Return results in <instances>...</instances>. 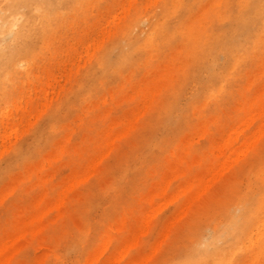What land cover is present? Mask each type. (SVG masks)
Wrapping results in <instances>:
<instances>
[{
    "label": "rangeland",
    "instance_id": "obj_1",
    "mask_svg": "<svg viewBox=\"0 0 264 264\" xmlns=\"http://www.w3.org/2000/svg\"><path fill=\"white\" fill-rule=\"evenodd\" d=\"M0 11V264H264V0Z\"/></svg>",
    "mask_w": 264,
    "mask_h": 264
},
{
    "label": "bare ground",
    "instance_id": "obj_2",
    "mask_svg": "<svg viewBox=\"0 0 264 264\" xmlns=\"http://www.w3.org/2000/svg\"><path fill=\"white\" fill-rule=\"evenodd\" d=\"M155 1H156V0H155ZM123 5H124V4H123ZM129 5H130V2H129ZM123 10H124V8H123ZM0 12H1V11H0ZM123 14H124V11H123ZM123 14H122V16H123ZM1 17H2V16H1ZM116 17H117V16H116ZM117 18H118V20H119V17H117ZM117 18H116V19H117ZM112 19H113V17H112ZM112 19H111V20H112ZM107 21H108V20H107ZM109 21H110V20H109ZM1 22H2V21H1ZM106 24H107V22H106ZM104 28H105V27H104ZM105 30H107V29H105ZM105 30H104V31H105ZM100 32H101L102 35L104 34V33H102V30H100ZM7 33H8V32H7ZM5 34H6V33H5ZM5 34H4V35H5ZM101 34H100V35H101ZM108 35H109V33H108ZM102 37H103V36H102ZM102 40H103V38H102ZM97 42H98V41H97ZM89 43H90V42H89ZM91 44H95V43L93 42V43H91ZM96 44H97V43H96ZM93 46H94V45H93ZM93 46H91V48H93ZM83 47H84V46H83ZM95 47H96V46H95ZM89 48H90V47H88V44H87V47H86L85 49H89ZM80 49L83 50V48H80ZM85 49H84V51H85ZM93 49H94V48H93ZM86 51H88V50H86ZM91 51H92V50H91ZM78 52H79V50H78ZM91 54H92V53H90V55H91ZM78 55H80V54L78 53ZM87 56H88V55H87ZM79 57H80V56H79ZM80 58H81V57H80ZM71 60H72V59H71ZM79 60H80V59H79ZM239 61H240V60H239ZM77 62H78V60H77ZM83 62H84V61H83ZM11 63H12V62H11ZM11 63H10V64H11ZM70 63H71V62H70ZM10 64H9V66H10ZM73 64H74V63H73ZM76 65H77V63H76ZM82 65H84V64H82ZM256 73H257V71H256ZM257 74H258V73H257ZM68 76H69V74H68ZM54 78H55V77H54ZM54 78H53V79H54ZM69 78H70V77H69ZM252 79H253V78H252ZM252 79H251V80H252ZM64 80H65V79H64ZM47 83H48V82H47ZM46 85H47V84H46ZM33 87H34V86H33ZM32 89H33V88H32ZM59 89H60V88H59ZM261 89H262V88H261ZM261 89H260L259 92H258V91H256V92L260 93V92H261ZM34 90H35V89H34ZM19 91H20V90H19ZM49 91H50V92H53V91H51V90H49ZM29 92H30V91H29ZM217 92H218V91H217ZM23 93H24V92H23ZM45 93H46V91H45ZM45 93H44V97H46ZM58 93H59V92H58ZM58 93H56V94H58ZM148 93H149V92H148ZM34 94H35V93H34ZM47 94H48V93H47ZM50 94H51V96H52V93H50ZM61 94H62V93H61ZM30 95H31V94H30ZM256 95H257V94H256ZM4 96H5V95H4ZM257 96H258V95H257ZM61 97H62V96H61ZM7 98H8V97H7ZM11 99H12V98H11ZM49 99H50V97H49ZM49 99H48V100H49ZM144 100H145V99H144ZM147 100H148V99H147ZM147 100H145L144 103H146ZM49 101H50V100H49ZM44 103H45V101H44ZM148 103H149V102H148ZM42 104H43V102H42ZM238 104H239V103H238ZM39 105H40V102H39ZM45 105H46V103H45ZM142 105H143V104H142ZM26 106H27V105H26ZM40 106H41V105H40ZM136 106H137V105H136ZM138 106H140V105H138ZM144 106H146V105L144 104ZM41 107H42V106H41ZM146 107H147V106H146ZM138 108L140 109V107H138ZM144 108H145V107H144ZM144 108H143V109H144ZM9 109H11V108H9ZM24 109H25V108H24ZM44 109H45V108H44ZM133 109H134V108H133ZM141 109H142V108H141ZM141 109H140V111H141ZM143 109H142V110H143ZM13 110H14V109H13ZM15 110H16V109H15ZM136 110L138 111V109H136ZM144 110H145V109H144ZM40 111H41V110H40ZM4 112H6V111H4ZM4 112H3V113H4ZM135 112H136V111H135ZM138 112H139V111H138ZM21 113H22V111H21ZM140 113H141V112H140ZM142 113H143V111H142ZM142 113H141V114H142ZM255 113H256V112H255ZM255 113H253V114L250 115V116L256 115ZM26 114H27V113H26ZM136 114H138V113L136 112ZM6 115H8V114H6ZM27 115H28V114H27ZM133 115H134V114H133ZM0 116H1V115H0ZM4 116H5V114H4ZM22 116H23V115H22ZM250 116L247 117V121H250V120H249V119H250ZM9 117H10V116H9ZM29 117H30V116H29ZM29 117H28V118H29ZM31 117H32V114H31ZM136 117H138V116H136ZM18 118H19L18 121H20V116H19ZM127 118H128V116H127ZM248 118H249V119H248ZM251 118H252V117H251ZM1 119H2V118H1ZM16 119H17V118H16ZM31 119H32V118H31ZM122 119L124 120V118H122ZM24 120H25V119H24ZM74 120H75V119H74ZM136 120H137V119H136ZM245 120H246V119H244V121L242 120L241 123H243V122L246 123ZM28 121H30V120L28 119ZM127 121H129V120H127ZM262 121H263V120H262ZM20 122H21V121H20ZM23 122H24V121H23ZM133 122H134V121H133ZM0 123H1V122H0ZM9 123H10V122H9ZM26 123H27V121H26ZM245 123H243V124H240V123H239V124H236V125H237V126H236L237 129H238L240 126L243 125V128L241 127L242 130H243V129L245 128V125H246ZM249 123H250V122H249ZM11 124H12V123H11ZM132 124H133V123H132ZM0 125H1V124H0ZM5 125H6V124H5ZM19 125H20V124H19ZM238 125H239V127H238ZM247 125H248V124H247ZM249 125H250V124H249ZM259 125H260V126H261V125L264 126V123L261 122ZM259 125H258V126H259ZM25 126H26V125H25ZM29 126H30V125H29ZM4 127H6V126H4ZM8 127L11 128L10 126H8ZM19 127H20V126H19ZM1 128H2V127H1ZM14 128H16V126H15ZM122 128H123V127H122ZM241 128H240V130H241ZM100 129H101V128H100ZM102 129H103V128H102ZM102 129H101V130H102ZM232 129H233L232 131H234L235 134H237V133L239 134V133L242 132V130H241V132L236 131V132H237V133H236L235 130H234L235 127L232 128ZM262 129H263V128H262ZM11 130H12V128H11ZM11 130H10V132H11ZM13 130H14V129H13ZM16 130H17V129H16ZM122 130H123V129H121V131H122ZM206 130H207V129H206ZM260 130H261V129H260ZM260 130L258 129V132H259ZM230 131H231V130H230ZM232 131H231L230 133H232ZM254 131H255V130H254ZM261 131H262V130H261ZM4 132H5V131H4ZM16 132H17V131H16ZM16 132H15V133H16ZM116 132H118V131L116 130ZM256 132H257V130H256ZM6 133H9V132H6ZM19 133H20V131H19ZM103 133H104V132H103ZM124 133H125V132H124ZM230 133L227 134V135H229V137H228L227 135H226L225 137H227V138H229V139L231 140V136L234 135V134L232 133V134L230 135ZM253 133H254V132L250 133V135L253 134ZM263 133H264V131H263ZM9 134L12 135L11 133H9ZM9 134H8V136H9ZM21 134H22V133H21ZM238 134H237V135H238ZM15 135H16V134H15ZM250 135H249V136H250ZM255 135H256V134H255ZM114 136H115V133H114ZM257 136H259V133H258V135H256V137H257ZM1 137L4 138V135H3V136L1 135ZM13 137H14V136H13ZM15 137H16V136H15ZM15 137H14V138H15ZM99 137H100V136H99ZM112 137H113V136H112ZM245 137H246L245 140L249 138V137H247V136H245ZM251 137H254V134H253V136L251 135L250 138H251ZM3 138H2V139H3ZM5 138H6V137H5ZM8 138H10V136L7 137V139H8ZM113 138H114V137H113ZM113 138H112V139H113ZM236 138H237V136H236ZM250 138H249V140H250ZM258 138H259V137H258ZM112 139H111V142H112ZM191 139H192V138H191ZM229 139H226V138H225V140H229ZM255 139H256V138H255ZM4 140H5V139H4ZM216 140H217V138H216ZM245 140H244V141L242 140L243 143H241L240 146H242V145L245 143L243 146H245L246 144H248L247 147L249 148V143H246ZM249 140H247V142H248ZM253 140H254V139H253ZM257 140H258V139H257ZM0 141H2V140H0ZM182 141H183V140H182ZM3 142H4V141H3ZM8 142H9V141H8ZM183 142H184V141H183ZM224 142H225V141H224ZM249 142H250V141H249ZM226 143H227V141H226ZM252 143H253V142H252ZM255 143H256V142H255ZM1 144H4V143L1 142L0 145H1ZM10 144H11V143H10ZM220 144H221V143H220ZM222 144L225 145V143H222ZM238 144H239V143H238ZM113 145L115 146V144H112V146H113ZM231 145H232V144H231ZM1 146H3V145H1ZM4 146H5V145H4ZM4 146H3V148L1 149V151L4 149ZM110 146H111V145H110ZM227 146H228V145H227ZM236 146H239V145H235L234 148H232L230 151H228V152H231V153H229V155H226V158H227L228 162L231 161V160L229 161V158H228V157H230V155H233V153H236V151H238V153H239V150L236 149ZM240 146H239V147H240ZM5 147H6V146H5ZM247 147H244V148L248 150ZM8 148H9V144H8ZM110 148H111V147H110ZM221 148H223V147H221ZM6 149H7V148H6ZM107 149H109V148H107ZM233 149H234V152H233ZM245 149H244V150H245ZM220 150H221V149H220ZM222 150H223V149H222ZM242 150H243V149H242ZM242 150H240V151H242ZM232 152H233V153H232ZM246 152H247V151H246ZM246 152H245V153H246ZM51 153H52V152H51ZM103 153H104V152H103ZM103 153H102V155H101L102 157L104 156ZM204 153H205V152H204ZM214 153H215V152H214ZM243 153H244V151L241 152V153H239V155H240V154L243 155ZM106 154H108V153L106 152ZM215 154H216V153H215ZM227 154H228V153H227ZM99 155H100V154H98V156H99ZM234 155H235V154H234ZM239 155L236 153V156H235V157L238 158L237 156H239ZM227 156H228V157H227ZM96 157H97V156H96ZM223 157H224V156H223ZM235 157H234V158H235ZM94 158H95V157H94ZM99 158H100V157H99ZM226 158H225L224 160L221 159V160H223V161H222L223 163L220 162V165H221V164H223V166H225L224 164H227V165H228V162L226 161ZM234 158L232 157V159H234ZM236 158H235V160H237ZM100 159H101V158H100ZM100 159H99V161H100ZM93 160H94V159L91 160L92 163H93ZM96 160H98V159L96 158ZM96 160H94V161H96ZM97 162H98V161H97ZM226 162H227V163H226ZM232 162H233V161H232ZM232 162H231V163H232ZM43 164H44V163H43ZM89 164H91V163H89ZM187 164H188V162H187ZM215 164H216V163H215ZM215 164H214V165H215ZM96 165H97V163L94 164V165H91V166L94 167V166H96ZM220 165H219V166H220ZM229 165H231V164H229ZM91 166H90V167H91ZM221 166H222V165H221ZM221 166H220V167H221ZM223 166L221 167V169L224 168ZM220 167H219V168H220ZM228 167H229V166H228ZM219 168H217L216 170L218 171ZM91 169H93V171H95L94 168H91ZM89 170H90V169H89ZM216 170H214L215 175L217 174V171H216ZM226 170H227V167H226ZM221 171H223V169H222V170L219 169L218 172H221ZM256 171H257V170H256ZM222 173H223V172H222ZM198 174H199V173H198ZM211 174H212L211 177H213V174H214L213 171L211 172ZM219 175H220V174H219ZM259 175H260V174H259ZM209 176H210V175H209ZM217 176H218V175H217ZM163 177H164V176H163ZM167 177H168V176H167ZM167 177H166V179H167ZM214 177L216 178V176H214ZM75 178H76V177H75ZM75 178H74V179H75ZM208 178H209V177H208ZM208 178H207V180H206V179H205V180H206L207 182H211V181H209L210 178H209V179H208ZM217 178H218V177H217ZM74 179H73V180H74ZM199 179H200V178H199ZM202 179H203V178H202ZM70 180H72V178H71ZM73 180H72V182H73ZM79 180H80V179H79ZM191 180H192V179H191ZM197 180H198V179H197ZM168 181H169V180H168ZM206 181H205V183L202 184V185H204L203 188H204L205 186H207V185H205V184H206ZM70 182H71V181H70ZM72 182H71V183H72ZM196 182H197V181H196ZM213 182H214V180H213ZM71 183H69L68 185H70ZM188 183H189V182H188ZM168 184H169V183H168ZM191 184H192V182H191ZM65 185H66V184H65ZM68 185H67V186H68ZM184 185L187 186L188 184L185 183ZM167 186H168V185H167ZM167 186H166V187H167ZM181 186H183V185L181 184ZM188 186H189V185H188ZM63 187H65V186H63ZM189 187H190V186H189ZM164 188H165V187H163V189H164ZM178 188H180V187H178ZM178 188H177V189H178ZM182 188H184V186L181 187L180 190L178 189L177 191H178V192H179V191H184V190H181ZM197 188H198V187H197ZM203 188H202V190H203ZM194 189H196V188H194ZM62 191L64 192L63 189H61V193H63ZM197 191H198V190H197ZM59 192H60V191H59ZM59 192H58V193H59ZM164 192H165V190H164ZM203 192H204V191H203ZM58 193H57V195L60 196V195H59L60 193H59V194H58ZM176 193H177V192H176ZM169 194H171V193H169ZM169 194H168L167 196H169V199H170V198L173 197V196L170 197ZM173 194H174V192H173ZM200 194H201V193H200ZM174 195H175V194H174ZM198 195H199V194H198ZM198 195H196V197H197ZM176 196H177V194L175 195V197H176ZM55 197H56V196H55ZM198 197H199V196H198ZM198 197H197V198H198ZM42 198H43V195H42ZM59 198H61V197H59ZM1 199H3V198H1ZM169 199H168V198L166 199V203H167V200H168V202L170 201ZM174 199H175V198H174ZM55 201H57V200H55ZM164 201H165V199H164ZM187 201H190V200L188 199V200H186L185 202H187ZM62 202H63V199H62ZM190 202H191V201H190ZM161 203H164L163 200L161 201ZM57 204H58V203H57ZM164 204H165V203H164ZM158 205L161 207V205H160L159 203H158ZM158 205H157V206H158ZM183 205H184V206L182 207V209L184 210V209H186V208H185V204H183ZM157 206H155V209H154V210H153V208L150 209V210L155 211L156 208L159 207V206H158V207H157ZM188 206H189V204H188ZM182 209H180V210L177 212L176 215H178L179 212H180ZM150 210L147 211L148 213H146V214L149 215V212H151ZM183 210H182L181 212H183ZM186 210H187V209H186ZM41 212H42V211H41ZM59 212H61V210H60ZM185 212H186V211H185ZM185 212H183V213L185 214ZM155 213H156V212H155ZM39 214H40V213H39ZM146 214H145V215H146ZM184 214H182V216H183ZM32 215H33V214H32ZM41 215H42V214H41ZM41 215H40V216H41ZM148 215H147V216H148ZM150 215H151V214H150ZM154 215H155V214H154ZM176 215H174V220H175V221H176V219H175V216H176ZM147 216H146V218H147ZM151 216H152V215H151ZM178 216L181 217V215H178ZM31 217H32V216H31ZM148 217H150V216H148ZM177 218H179V217H177ZM257 218H258V217H257ZM260 218H263V219H264V217H260ZM149 219H151V218H149ZM149 219H147V220L149 221ZM144 220H146V219H144ZM144 220H143V221H144ZM147 220L144 221L145 224H146V229L148 228V225H147L148 221H147ZM256 221H257V220H256ZM261 221H262V220H261ZM144 222H142V223H144ZM150 222H151V221H150ZM171 222H172V221H171ZM40 223H41V220H40ZM169 223H170V222H169ZM172 223H173V222H172ZM263 223H264V221L262 222V224H263ZM41 224H42V223H41ZM258 224H259V222H258ZM260 224H261V223H260ZM17 225H18V224H17ZM255 225H256V224H255ZM19 226H20V225H19ZM261 226H264V224H263V225H260V227H261ZM37 227H38V226H37ZM257 227H258V226H257ZM19 228H20V227H19ZM27 228H28V227H27ZM39 228H40V227H39ZM258 228H259V227H258ZM21 229H22V228H21ZM24 229H26V227H25ZM24 229H22V230H24ZM87 229H88V228H87ZM146 229H145V230H146ZM169 229H170V228H169ZM169 229H168V231H169ZM261 229H264V227H262ZM136 230H137V229H136ZM140 230H141V229H140ZM259 230H260V229H258L257 231H259ZM133 231H134V230H133ZM141 231H143V229H142ZM23 232H25V231H23ZM35 232H36V231H35ZM255 232H256V231H255ZM255 232H254V233H255ZM261 232H262V231H261ZM261 232H260V236L262 235ZM16 233H18V232H16ZM138 233H139V232H138ZM142 233H146V231H144V232H142ZM254 233H253V234H254ZM256 233H258V232H256ZM140 234H141V232H140ZM140 234H137L136 236H138V235H140ZM164 234H165V233H164ZM164 234H163V235H164ZM251 234H252V233H251ZM251 234H250V235H251ZM7 235H8V234H7ZM60 235H61V233H60ZM166 235H167V233H166ZM254 235H255V234H254ZM15 236H16V234H15ZM133 236H134V235H133ZM11 237H14V235L11 236ZM18 237H19V236H18ZM18 237H17V238H18ZM129 237H130V236H129ZM134 237H135V236H134ZM6 238H7V237H6ZM14 238H15V237H14ZM17 238H15V239L18 240ZM138 238H140V237H137V238H136V240H137V241H136V244H137V242H139V241H138ZM254 238H258V236L256 237V235H255ZM0 239H1V238H0ZM3 239H5V237H4ZM11 239H12V240H10V242H11V241H14L13 238H11ZM248 239H249V243H250V236L248 237ZM251 239H252V238H251ZM128 240H129V238H128ZM256 240H257V239H256ZM103 241H104V240H103ZM104 242L106 243V241H104ZM256 242H257V241H256ZM5 243H6V242H5ZM7 243H8V241H7ZM7 243H6V244H7ZM11 243H12V242H11ZM128 243H130V242H126L125 244H128ZM244 243H245V242H244ZM252 243H254V242H252ZM252 243H251V244H252ZM121 244H122V243H121ZM134 244H135V243H134ZM134 244H133V246H134ZM18 245H19V244H18ZM99 246H100V245H99ZM101 246H102V245H101ZM104 246H105V244H104ZM126 246H127V250H128L129 245H126ZM133 246H132V247H133ZM123 247H124V245H122V251H119L121 258H120V256H119L118 253H117L118 251L115 252V251L113 250V252H115L114 254H117V255H118V256H115V257H116V258L119 257V260L122 259V252L126 250V249L124 250V248H126V247H124V248H123ZM6 248H7V246H6ZM102 248H103V246H102ZM104 248H105V247H104ZM120 248H121V247H120ZM250 248H251V247H250ZM236 249H237V248H236ZM116 250H117V249H116ZM119 250H121V249H119ZM127 250H126L125 252H127ZM11 251H12V250H11ZM98 251H99V249H98ZM153 251L155 252V248H154ZM153 251H152V253H153ZM255 251H256V250H255ZM2 253H4V248H0V256L2 255ZM5 253H6V252H5ZM232 253H233V252H232ZM96 254H97V252H96ZM252 254H253V253H252ZM98 255H99V253H98ZM124 255H125V253H124ZM226 255H227V254H226ZM233 255H234V254H233ZM5 256H6V255H5ZM9 257H11V256H9ZM88 257H90V256H88ZM110 258H111V257H110ZM150 258H151V256L149 257V259H150ZM252 258H253V256H252ZM111 259H112V258H111ZM89 261H90V260H89ZM86 262H87V261H86ZM112 262H113V261H112ZM116 262H118V259H116L114 263H116ZM3 263H4V262H3ZM127 263H128V262H127ZM5 264H6V263H5Z\"/></svg>",
    "mask_w": 264,
    "mask_h": 264
}]
</instances>
